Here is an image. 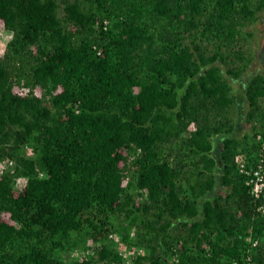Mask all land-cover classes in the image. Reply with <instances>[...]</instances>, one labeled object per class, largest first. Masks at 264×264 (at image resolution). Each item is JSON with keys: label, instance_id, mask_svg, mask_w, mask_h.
<instances>
[{"label": "trees", "instance_id": "obj_1", "mask_svg": "<svg viewBox=\"0 0 264 264\" xmlns=\"http://www.w3.org/2000/svg\"><path fill=\"white\" fill-rule=\"evenodd\" d=\"M61 2L0 0V264H125L126 243L131 264H264L234 162L264 122V73L242 76L264 0Z\"/></svg>", "mask_w": 264, "mask_h": 264}, {"label": "rangeland", "instance_id": "obj_2", "mask_svg": "<svg viewBox=\"0 0 264 264\" xmlns=\"http://www.w3.org/2000/svg\"><path fill=\"white\" fill-rule=\"evenodd\" d=\"M58 1L60 3L59 14H61L62 13V11H61L62 2H61V0H58ZM262 27H263V25H261V24H259V26L251 24L247 28L248 30H252L253 35L250 38V46H251V49H253L254 54L257 56H253L249 66L246 68V71L242 74L243 78L248 77L249 75H251V73H254V71L264 73V53H262V56L260 57V48H261V46L264 45L263 44L264 43V29ZM259 29H263V33H262V31L260 33ZM9 38H10V32L4 27L3 21L0 20V56L3 54L4 48H5V43L7 42V40ZM242 47H244V46H242ZM242 47H241V49H243ZM235 48H236V46H233V50ZM223 67L224 68L228 67V65L223 66ZM231 86H232L233 92L236 91V89L238 87V81L237 82L231 81ZM34 92L36 94H39V88H35ZM262 104L264 105V102ZM247 106H248V102L245 103V109L247 108ZM235 108H236L235 105H233L230 108V116L235 115ZM252 122L253 121H249V122L244 123L243 128L240 131H238V137H242L244 134H247L250 132V127L252 125L251 124ZM263 124H264V122H263ZM256 125L259 126V123H257ZM28 153H30V152L27 151V154ZM15 188L16 189L21 188L17 185V180L15 183ZM225 190H226L225 187H221L220 191L225 192ZM7 215H8L7 213H2L1 218L4 219L6 222L13 223V221ZM133 230H134V228H132L130 230V234L133 232ZM134 233H135V231H134ZM115 234H117V233H115ZM84 245H90L91 248L98 246L95 242H92L90 240L86 241V243ZM128 249H131V250H128ZM137 249H142V248H138V247H134V246L129 247V246H127V243L125 244V246L124 245H123V247L121 246L120 251L122 253L121 255H122L124 263H125V259H128V257L124 256V253L125 252L132 253L131 257H133L136 254ZM73 250H79L81 253H84V248L82 246H74L71 248V250L67 254L68 259H72L71 258V252Z\"/></svg>", "mask_w": 264, "mask_h": 264}, {"label": "built area", "instance_id": "obj_3", "mask_svg": "<svg viewBox=\"0 0 264 264\" xmlns=\"http://www.w3.org/2000/svg\"><path fill=\"white\" fill-rule=\"evenodd\" d=\"M14 91L19 95L25 96L28 92V88L15 87ZM256 139L258 147L255 162L248 160L246 153L240 148L235 149L234 151V162L238 173L244 177V182L248 187L249 193L254 199L259 201L257 210L261 214H264V187H261L258 193L254 191V188L264 185V124L262 129L257 133ZM247 232L250 237V229H248ZM261 233L262 234L259 238L250 237L251 246H257L260 242H264V228ZM114 234L115 233H109L108 237L112 238ZM232 264H252V261L250 255L246 254L241 262L234 259L232 260Z\"/></svg>", "mask_w": 264, "mask_h": 264}, {"label": "clouds", "instance_id": "obj_4", "mask_svg": "<svg viewBox=\"0 0 264 264\" xmlns=\"http://www.w3.org/2000/svg\"><path fill=\"white\" fill-rule=\"evenodd\" d=\"M14 162L9 161V160H4V161H0V175L3 174L5 169L11 168ZM27 177H20L17 179V185L21 188L26 187V183H27ZM264 187V185L258 186L256 188H254V191H256L257 193L260 191V188ZM134 237V230L133 232L130 234V239ZM112 239L116 242H119V234H114ZM136 253L139 255H147V251L145 249H137ZM83 256H87L89 255L88 253H81L79 250H73L71 252V258L74 260H81V257ZM124 256L128 257V259H125V264H131V256L132 253L129 252H125ZM65 264H68V262H65Z\"/></svg>", "mask_w": 264, "mask_h": 264}, {"label": "flooded vegetation", "instance_id": "obj_5", "mask_svg": "<svg viewBox=\"0 0 264 264\" xmlns=\"http://www.w3.org/2000/svg\"><path fill=\"white\" fill-rule=\"evenodd\" d=\"M250 4H252V5H254V3L256 2V0H247ZM258 12L257 13H259V15H260V17H258L254 22H253V24L254 25H257V26H259V24H261V25H263V29H264V4H263V6L259 9V10H257ZM263 29H259L260 30V33H261V31H262V33H263ZM264 44V43H263ZM260 53H264V45L263 46H261V48H260Z\"/></svg>", "mask_w": 264, "mask_h": 264}]
</instances>
